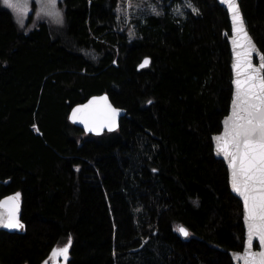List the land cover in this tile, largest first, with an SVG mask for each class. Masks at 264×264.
<instances>
[{"label":"trees","instance_id":"16d2710c","mask_svg":"<svg viewBox=\"0 0 264 264\" xmlns=\"http://www.w3.org/2000/svg\"><path fill=\"white\" fill-rule=\"evenodd\" d=\"M123 2L60 0L61 27L28 28L0 0V198L19 193L24 226L0 231L1 264H45L69 239L67 264H234L244 248L212 138L233 95L228 12L148 0L126 22ZM240 4L264 54V0ZM103 92L126 114L87 134L70 110Z\"/></svg>","mask_w":264,"mask_h":264},{"label":"snow or ice","instance_id":"6c2138e0","mask_svg":"<svg viewBox=\"0 0 264 264\" xmlns=\"http://www.w3.org/2000/svg\"><path fill=\"white\" fill-rule=\"evenodd\" d=\"M3 3L19 12L27 9V4L21 5L19 0H3ZM227 3L232 11L235 30L246 42L247 49L243 53H237L236 98L233 101L232 115L224 122L226 126L224 135L216 137L217 148L229 159L232 187L243 197L247 211V250L243 257L238 258L243 259L245 264H264V250L260 252L251 250L254 238H258L261 248L264 249V63L259 67L252 64V53L258 50L244 29L243 18L235 0H227ZM41 10L46 15L53 16L57 22H61L60 13L56 10V0H44ZM260 60L264 61V55L260 56ZM148 63L149 61L145 60L141 67L147 66ZM100 103L107 105V97L94 99L89 104L75 109L72 114L73 121L80 119L81 122L87 123L90 119H96L97 113L90 110ZM107 107L111 110L114 124V118L118 113L110 105ZM94 130L96 129L89 127V131ZM19 199L17 193L0 202V208L7 210L6 216L0 214V224L4 227L15 229L24 227L17 216ZM178 230L183 235H188L183 227ZM70 247L69 239L66 246L53 250L51 259L63 256L66 261Z\"/></svg>","mask_w":264,"mask_h":264},{"label":"water","instance_id":"95a60500","mask_svg":"<svg viewBox=\"0 0 264 264\" xmlns=\"http://www.w3.org/2000/svg\"><path fill=\"white\" fill-rule=\"evenodd\" d=\"M217 1H218V3L220 5H222L227 10L228 15H229V19H230V23H231V34L228 37V41L230 43V48H231V53H232L231 69H232V74H233V81H232V84H233V95H232V101H231V107H230L229 114L226 115L224 117L223 121H222V126H223L222 130H221V132H219L217 134H214L212 138H213L215 156L218 159L223 160L225 162V164H226L227 169H228L229 185H230L231 192L236 197H238L241 200L242 205H243V223H244V227H245L244 248L242 250H240V251L239 250H232V251H230V255H231V258H232V261H233L234 264H245V261L243 259H239L238 257H243L245 252H246V250H247V233H248L247 211H246V208H245V205H244L243 197L240 194H238L236 191H234V189L232 187V178H231L232 177V169H231V166H230V163H229V159L222 152H219V150L217 148V143L218 142H217L216 137L224 135L225 127H226L224 122H225V120H227L232 115L233 101L236 98V83L235 82H236V80L238 78L237 77L236 68H235V65L237 63V53L238 52L239 53H243L247 49V44L235 30V26H234V24L232 22V11L229 8L227 0H217ZM235 3L237 4L239 13H240L241 17L243 18L244 29L247 32V35L251 38V41L255 45V48L258 50V51H255V52L252 53V56H251L252 64L255 67H259V65L261 63H264V61L260 60V56L264 55V54L261 51V49L259 48L258 44L256 43L255 39L253 38L252 34L249 31V28H248L247 23H246V19L244 17V14H243V11H242V8H241L240 0H235ZM238 44H240L241 46L238 47L237 46ZM145 60H148L149 63H150V57H145L142 60V62L139 64L138 68H143V67H141V65L144 63ZM149 63L147 64V66L149 65ZM102 97H107V105H110L111 108L115 109L116 112L118 113L115 116V118H114L115 119V123L114 124L112 123L111 110L104 103H100V104L94 105L93 109L90 110V111H93V112L97 113L96 119H90V120H88L87 123L81 122L80 119H77L75 122L73 121L72 114H73L75 109L81 108V107L89 104L92 100H94V99L99 100ZM125 114H126V110L124 108H122V107L116 106L112 102L108 92H103V93H99V94H94V95L90 96L86 101H84L82 103H78L75 106H73L72 109L70 110V113H69V119L75 125H77L80 128H82L85 131V133L94 134V135H101L104 132L115 131V130L119 129L121 118L124 117ZM89 127L94 128L96 130L89 131ZM15 195L16 194H9V195H6L4 197H1L0 198V202H3L4 200H7L10 197H13ZM19 197H20V195H19ZM18 203H19V210H18L17 216H18V219H19L20 223L22 224L21 219H20L21 198L19 199ZM0 214H3V215L6 216L7 215V210L4 209V208H0ZM181 227L186 229L187 232L189 233V230L186 227H184V226H181ZM21 229L22 228H19V229L7 228V227H4L3 224H0V231L1 230H5V231H8V232H16V231H20ZM183 236H185V235H183ZM251 250H252V252H260V251L264 250V249L261 248L258 238H254L253 239L252 249ZM0 264H1V262H0Z\"/></svg>","mask_w":264,"mask_h":264},{"label":"rangeland","instance_id":"374dc122","mask_svg":"<svg viewBox=\"0 0 264 264\" xmlns=\"http://www.w3.org/2000/svg\"><path fill=\"white\" fill-rule=\"evenodd\" d=\"M59 1L56 0V10L60 13L61 16V22H57L56 19L53 16L46 15L41 9H42V4L44 0H19V3L21 5L27 4V9L24 12H19L17 10L12 9V11L15 14V17L17 21L19 22L20 25H26L29 28V25L35 24L38 20L46 18L48 19L52 24L57 25L58 27L62 26V11L59 6ZM136 2L135 5L132 7V2H123L119 6L118 9V15L121 17V19H125L126 22L132 17L133 14L138 13V12H143L144 5L143 3L148 0H134ZM67 244H59L55 249L57 248H63ZM68 257V256H67ZM55 260L49 258L47 264H52L54 263ZM67 260L62 259L60 264H67Z\"/></svg>","mask_w":264,"mask_h":264},{"label":"flooded vegetation","instance_id":"af4514ba","mask_svg":"<svg viewBox=\"0 0 264 264\" xmlns=\"http://www.w3.org/2000/svg\"><path fill=\"white\" fill-rule=\"evenodd\" d=\"M62 259H64V257H63V256H61V257H58L57 259H55L54 263H52V264H60V263H61V261H62Z\"/></svg>","mask_w":264,"mask_h":264}]
</instances>
